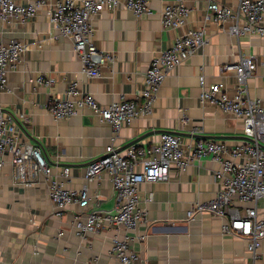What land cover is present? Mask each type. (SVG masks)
<instances>
[{"label":"crops","instance_id":"obj_1","mask_svg":"<svg viewBox=\"0 0 264 264\" xmlns=\"http://www.w3.org/2000/svg\"><path fill=\"white\" fill-rule=\"evenodd\" d=\"M20 5L38 3L36 15L21 22H0V44L16 39L26 45L21 64L7 73V90L0 92V109L17 121L19 141L39 145L52 169V177L64 188L87 189L90 206L77 204L59 212L48 196L50 179L39 175L29 185L19 181L8 163L0 169V264H120L109 257L114 239L129 236L130 248L141 264H248L244 239L222 232L224 219L187 213L197 202L212 199L219 189L214 173L218 165L203 158L184 171L171 169L167 182L140 187L138 207L146 212V224L133 230L106 229L79 235L76 224L85 222L91 209L112 210L115 193L110 177L103 173L84 180L85 167L100 157L107 146L123 149L137 143L144 150L162 132L179 137L183 147L198 140H220L228 146L243 138L242 123L210 103H201L199 75L207 85L224 84L235 89V73L224 66L253 56L261 62L264 38L230 35L228 24L205 20L208 2L235 8L238 0H151V14L135 15L125 9L105 11L93 20L92 42L113 60L101 68L98 78H89L65 37L55 36L49 11L60 0H16ZM180 3L189 9L185 23L164 28L161 11ZM203 29L206 43L164 79L152 112L122 127L115 135L87 107L75 115L54 120L48 107L66 98L68 85L76 83L80 94H90L100 105L125 98L142 103L145 72L152 58L189 30ZM202 68V71H200ZM48 77L50 87L36 83ZM250 98L264 102V69L260 66L246 82ZM70 168V177L61 173ZM264 217V203L258 205ZM145 233L146 239L138 237ZM260 259L264 264V243Z\"/></svg>","mask_w":264,"mask_h":264},{"label":"built area","instance_id":"obj_2","mask_svg":"<svg viewBox=\"0 0 264 264\" xmlns=\"http://www.w3.org/2000/svg\"><path fill=\"white\" fill-rule=\"evenodd\" d=\"M151 0H60L50 11L49 18L55 36L65 37L72 43L82 72L89 78H98L101 68L113 60L92 42L93 20L105 11L125 9L139 16L151 14ZM39 4L20 5L16 0H0V22L18 19L25 22L38 12ZM189 9L180 3L167 5L161 11L164 28H178L185 23ZM206 21L219 25L228 24L230 35H250L264 38V0H238L232 8L211 1L206 6ZM206 43L203 29L189 30L175 39L170 47L155 55L145 72L142 103L125 98L108 105H100L90 94H80L77 85H68L66 98L54 100L48 111L54 120H63L87 107L101 121L111 126L114 137L126 125L152 112L158 91L168 74L187 61ZM27 47L12 39L0 44V92L7 90V73L22 62ZM264 69V56L258 62L253 56L241 58L237 63L224 66V72L235 73V89L229 92L224 84L207 85L203 74L199 75L201 103H210L224 114L233 115L242 123L244 138L234 146L220 140H198L183 147L178 136L162 132L147 150L137 143L123 149L114 145L91 161L84 172V180L91 182L103 173L113 184L115 205L112 210L91 209L85 222L76 224L79 235L96 233L106 229L133 230L146 224V212L138 207L140 187L156 182H167L171 169L184 172L194 161L208 158L218 165L214 178L219 189L206 202L195 203L187 213L189 218L210 214L224 219L222 232L244 239L249 256L248 264L260 259L264 243V217L258 216L257 205L264 203V102L250 98L246 82L258 67ZM202 71V68H200ZM36 83L50 87L54 81L38 77ZM17 121L0 109V169L8 163L14 168L16 178L29 185V179L43 175L50 179L48 196L59 212L77 204L86 210L90 206L87 189L74 191L52 177V169L39 145L19 141ZM64 180L70 177V168L61 173ZM146 234L138 239L144 241ZM131 238L114 239L109 257L120 264H141V257L130 248Z\"/></svg>","mask_w":264,"mask_h":264}]
</instances>
